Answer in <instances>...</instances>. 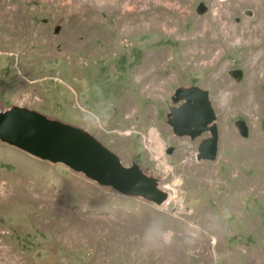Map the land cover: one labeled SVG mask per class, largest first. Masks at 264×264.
I'll return each mask as SVG.
<instances>
[{
  "label": "rangeland",
  "instance_id": "obj_1",
  "mask_svg": "<svg viewBox=\"0 0 264 264\" xmlns=\"http://www.w3.org/2000/svg\"><path fill=\"white\" fill-rule=\"evenodd\" d=\"M154 1L170 9L169 22L143 19L132 28L107 0H0V107L86 129L175 196L156 206L0 142V264H264V76L252 82L244 44L225 37L256 21V0ZM194 26L230 49L196 65L186 41ZM183 84L210 89L214 161H197L200 137L173 136L165 123L169 96ZM64 187L76 196L78 218L95 216L89 236L71 239L67 222L36 199Z\"/></svg>",
  "mask_w": 264,
  "mask_h": 264
},
{
  "label": "water",
  "instance_id": "obj_2",
  "mask_svg": "<svg viewBox=\"0 0 264 264\" xmlns=\"http://www.w3.org/2000/svg\"><path fill=\"white\" fill-rule=\"evenodd\" d=\"M206 10L202 2L196 8L198 14ZM229 74L236 80L242 78L239 69H232ZM169 102L165 123L172 135L190 140L200 137L196 160H216L219 134L210 89L196 84L179 85L170 94ZM234 125L242 137H248L244 120L238 119ZM0 142L40 160L61 163L107 190L140 197L156 206L168 198L156 173L141 169L135 162L123 165L115 153L86 129L27 107L16 104L0 107Z\"/></svg>",
  "mask_w": 264,
  "mask_h": 264
},
{
  "label": "bare ground",
  "instance_id": "obj_3",
  "mask_svg": "<svg viewBox=\"0 0 264 264\" xmlns=\"http://www.w3.org/2000/svg\"><path fill=\"white\" fill-rule=\"evenodd\" d=\"M249 1L252 2L251 0ZM129 3L132 5V7H128ZM107 4L111 12H113L115 9L118 10L122 17V19H119L120 25L127 24L131 25L133 28L134 26L136 27L137 23L141 22L143 19H151L150 25H152L153 22L156 23L159 20H165L166 22H169L166 17L164 18V14L168 13L170 9L166 8V11L159 9V2L156 3L154 0H107ZM255 5L259 10V16L257 17L258 19L256 18V21L253 22V24L249 23L238 32L232 31L230 33H225L226 38L233 39L236 37V39L240 42V45L244 44V48H246V66L248 71L251 72L252 82L260 79L261 76H264V0H256L254 6ZM4 9L5 8H3V10ZM5 12L6 11H4V13ZM222 33L224 34V32ZM186 41H192L191 45L195 53H193V56L191 57L194 59L196 65L198 64L200 58L212 56L215 50L220 46L223 47L222 49H230V44L227 40L223 42L219 41L218 38H208L204 33H199L198 26H194L193 34L188 36ZM144 76L148 78L150 77L149 70ZM240 92L243 94L242 97L246 99L244 100L245 102H243V104H240V108L241 110L247 112L251 104V98L248 96L246 87ZM221 101H223V99ZM62 191L63 192L58 189L49 188L45 193H39L36 199L39 201L40 206H45L46 208L51 209L57 217L63 218L67 222L65 224V230L63 233L69 236L71 239L75 240L79 233L80 235L85 234L89 236L93 231V222L95 221V216L88 215L83 217V219L78 218V214L74 210L76 196L66 187H64V189L62 188ZM174 198V195L169 194L168 199L163 203V205L167 206Z\"/></svg>",
  "mask_w": 264,
  "mask_h": 264
}]
</instances>
